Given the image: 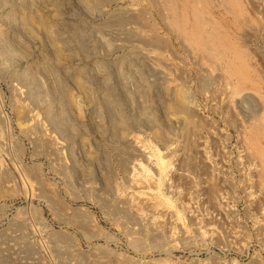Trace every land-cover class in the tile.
<instances>
[{"label":"rangeland","instance_id":"obj_1","mask_svg":"<svg viewBox=\"0 0 264 264\" xmlns=\"http://www.w3.org/2000/svg\"><path fill=\"white\" fill-rule=\"evenodd\" d=\"M195 1L0 0V264H264V0ZM193 9L239 94L173 29Z\"/></svg>","mask_w":264,"mask_h":264},{"label":"bare ground","instance_id":"obj_2","mask_svg":"<svg viewBox=\"0 0 264 264\" xmlns=\"http://www.w3.org/2000/svg\"><path fill=\"white\" fill-rule=\"evenodd\" d=\"M164 2H165V4H167V6H169L168 8H170L169 10H171V12H172V10L174 11H176L177 10V8H174V7H176V6H174L175 4V2L176 1H178V0H163ZM185 1H188V0H183V2H185ZM197 1V0H196ZM195 1V2H196ZM202 1V0H201ZM222 1V0H221ZM241 2V1H239V0H223V2L224 3H227V5L226 6H228L227 7V10L229 11V13H230V9L232 10V7H231V3H233L234 4V2L236 3V2ZM84 2V1H83ZM88 2V1H87ZM207 2V1H206ZM212 2V1H211ZM178 3V2H177ZM197 3V2H196ZM242 3V2H241ZM244 3V2H243ZM155 4V3H154ZM163 4V3H162ZM172 4H174L173 6H172ZM185 4V3H184ZM199 4V3H198ZM203 4H205V2L203 3ZM207 4V3H206ZM205 4V5H206ZM221 4V3H220ZM229 4H230V6H229ZM164 5V4H163ZM191 5V4H190ZM195 5H197V4H195ZM204 5V6H205ZM238 6L240 5V4H237ZM243 5V4H242ZM157 6V5H156ZM161 6V5H160ZM164 6H166V5H164ZM166 6V7H167ZM198 7H199V5H197ZM203 6V5H202ZM203 6V7H204ZM236 6V5H235ZM181 7V6H180ZM186 7V6H185ZM197 7V8H198ZM220 8H221V5L219 6ZM231 7V8H230ZM244 7V6H243ZM202 8V7H201ZM200 8V9H201ZM165 9V8H164ZM180 9V8H179ZM183 10L185 9V8H182ZM192 8H189V9H187V10H191ZM226 9V8H225ZM239 10H240V7L238 8ZM244 9V8H243ZM209 10H210V8H209ZM224 10V9H223ZM168 11V10H167ZM225 11V10H224ZM224 11H222V12H224ZM237 11V10H236ZM241 11H242V9H241ZM170 12V13H171ZM186 12V11H185ZM208 12V11H207ZM232 12V11H231ZM183 12H182V10L180 11V14H182ZM190 13V12H189ZM192 14H191V24H190V26H189V28L187 27V22H186V20H187V18H186V20H180V21H178L177 19H175L177 16H175V18L174 19H172V21L171 22H173L172 23V26H173V29H175V30H177V33H181V35H183L184 36V40H186L188 43H189V45L190 46H194L197 50H200L201 52H202V56H203V58H204V60H205V62L207 63V62H209V64L210 65H214V67H215V65L217 64V63H219V62H224V69H225V73H226V77L227 78H235L236 79V81H235V84H236V86H232L233 88H232V92H234V94H236L237 95V93L239 94L240 93V89H242L243 87V85H244V83H245V81L247 82V81H250V79L249 78H251V76H252V73H253V68H251L250 69V66H249V64H248V54L246 53V51L245 50H241V49H238L231 41V43H225L224 44V42H222L223 41V35H221L220 34V32H221V30L220 29H218L217 30V28H216V25H215V23H211V21L209 20V19H207V18H205V17H203V14L201 13V11H199V10H196V9H193L192 10V12H191ZM225 13V12H224ZM227 13V12H226ZM242 13V12H241ZM186 14V13H185ZM210 14V13H209ZM238 14V13H237ZM239 14H240V12H239ZM172 15H173V13H172ZM190 15V14H189ZM230 15V14H229ZM235 15V14H234ZM233 15V16H234ZM182 17H183V14H182ZM181 17V18H182ZM185 17V16H184ZM221 18V17H220ZM213 19V18H212ZM122 20V19H121ZM169 20V19H168ZM167 20V21H168ZM175 20V21H174ZM214 20V19H213ZM235 20V19H234ZM245 20V19H244ZM119 22V21H118ZM122 22V21H121ZM171 22H170V24H171ZM189 22V21H188ZM238 22V21H237ZM255 23V22H254ZM237 24V23H236ZM256 24V23H255ZM220 25V24H219ZM229 25V24H228ZM239 25V24H238ZM221 26V25H220ZM237 26V25H236ZM174 31V30H173ZM223 31H225V30H223ZM175 32V31H174ZM226 33V32H225ZM229 34V33H228ZM233 34V33H232ZM232 36V35H231ZM160 37V36H159ZM156 38H157V36H156ZM155 38V39H156ZM183 38V37H182ZM233 38V37H232ZM158 39V38H157ZM151 41V40H150ZM157 41V40H156ZM226 42V41H225ZM153 43V42H152ZM237 43H239L238 41H237ZM236 44V43H235ZM236 45H238V44H236ZM188 46V45H187ZM239 47V46H238ZM189 48H191V47H189ZM244 49V48H243ZM247 50V49H246ZM192 51H194L193 49H192ZM197 53V52H196ZM199 55V54H198ZM200 55V56H201ZM249 58H250V56H249ZM219 65V64H218ZM223 65V64H222ZM221 67V66H220ZM219 70V69H218ZM223 71V70H222ZM221 71V72H222ZM257 72V71H256ZM224 73V72H223ZM254 75V74H253ZM257 75V74H256ZM225 76H223V77H225ZM260 76V75H259ZM253 77V76H252ZM224 79V78H223ZM257 79V78H256ZM260 79V78H259ZM255 82V81H254ZM229 83H230V81H229ZM247 83H249V82H247ZM253 83V82H252ZM258 83V82H257ZM253 84H255V83H253ZM231 85H233V84H231ZM230 85V86H231ZM246 85V84H245ZM247 86V85H246ZM245 87V86H244ZM253 87V86H252ZM255 87V86H254ZM256 88V87H255ZM257 88H258V85H257ZM244 89V88H243ZM231 91V90H230ZM246 91V90H245ZM244 91V92H245ZM249 91V90H248ZM243 92V91H242ZM251 92V91H250ZM252 92H254L253 90H252ZM255 92H256V90H255ZM107 95V94H106ZM233 97H234V95H232ZM177 98V100H178V102H177V104H179L182 108V110H180V111H184L183 109H184V107H186V106H184L185 104V101H184V97L182 96V93H178L177 94V96H176ZM107 106V105H106ZM177 107V106H176ZM175 107V108H176ZM179 108V107H178ZM188 108V107H187ZM179 110V109H178ZM174 112V111H173ZM176 112V111H175ZM183 113V112H182ZM185 113V112H184ZM187 113V112H186ZM263 116V115H262ZM259 117V116H258ZM188 118V117H187ZM124 121V120H123ZM255 123H254V127H253V130H254V128H255V133H256V135H258L259 137L260 136H262L263 135V138H264V117H259L258 119H256L255 121H254ZM251 127V126H250ZM252 128V127H251ZM247 131H249V130H247ZM251 133V132H250ZM248 135V134H247ZM252 135H254V134H252ZM246 138V137H245ZM256 138H257V136H256ZM261 139H262V137H260ZM259 138V139H260ZM252 139V138H251ZM258 139V138H257ZM260 139V140H261ZM246 140V139H245ZM244 140V141H245ZM263 140V139H262ZM247 141V140H246ZM257 141V140H256ZM259 141V140H258ZM252 143H254L255 144V141L253 140V142ZM251 143V144H252ZM250 144V145H251ZM254 144H253V147L254 148H257L256 146H254ZM249 145V144H248ZM257 145V144H256ZM249 148H251V147H249ZM249 150V149H248ZM254 149H252V151H253ZM256 150H258V148L256 149ZM263 150V149H262ZM250 151V150H249ZM255 152H257V154H260V151L258 152V151H255ZM264 153V152H263ZM256 154V155H257ZM155 155V154H154ZM157 155V154H156ZM253 155V154H252ZM251 156V155H250ZM258 156H263V155H258ZM156 157V165H157V167H158V170L162 173V174H164L165 173V169H167L166 168V165H165V163L158 157V156H155ZM257 158V157H256ZM261 158V157H260ZM124 159L125 158H123L122 159V157H121V159H120V162H121V164L123 165V164H125L124 162ZM262 159V158H261ZM264 159V158H263ZM263 161V160H262ZM260 162V161H259ZM167 164V163H166ZM262 164H263V162H262ZM126 166V165H125ZM262 166V165H261ZM263 167V172H262V175H263V177H264V165L262 166ZM161 175V174H160ZM163 177V176H162ZM264 181V180H263ZM47 189V188H46ZM54 202V201H53ZM113 204V203H112ZM106 207V206H105ZM118 208V207H117ZM111 209V208H110ZM75 211V210H74ZM118 211V210H117ZM77 212V211H76ZM110 212V211H109ZM87 215V214H86ZM81 217V216H80ZM86 217V216H85ZM77 218V217H76ZM78 219H79V217H78ZM83 219H84V217H83ZM90 219V218H89ZM72 220V219H71ZM77 220V219H76ZM82 220V219H81ZM91 220V219H90ZM85 221V220H84ZM83 221V222H84ZM74 222V219L71 221V225H73L72 223ZM76 222H78V221H76ZM76 222H74V223H76ZM82 222V221H81ZM86 222V221H85ZM76 224H74L73 225V227L75 226ZM78 225V224H77ZM76 225V226H77ZM81 226H83L84 227V225H82V223H80V227ZM90 226V225H89ZM92 226V225H91ZM78 227H79V225H78ZM88 228V227H87ZM59 238V237H58ZM98 261V260H97ZM121 262V261H120Z\"/></svg>","mask_w":264,"mask_h":264}]
</instances>
